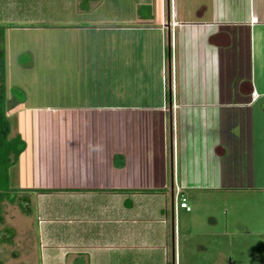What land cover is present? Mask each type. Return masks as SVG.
Segmentation results:
<instances>
[{"label":"crops","instance_id":"1","mask_svg":"<svg viewBox=\"0 0 264 264\" xmlns=\"http://www.w3.org/2000/svg\"><path fill=\"white\" fill-rule=\"evenodd\" d=\"M82 1L0 0L5 89L23 72L99 117L60 186L12 188L30 220L0 234L21 264H171L176 193L264 207V0Z\"/></svg>","mask_w":264,"mask_h":264},{"label":"rangeland","instance_id":"2","mask_svg":"<svg viewBox=\"0 0 264 264\" xmlns=\"http://www.w3.org/2000/svg\"><path fill=\"white\" fill-rule=\"evenodd\" d=\"M18 73L5 83V94L14 105L6 106L5 116L9 137L18 134L25 150L9 170V187L21 188L27 182L34 188H55L60 186L63 175L71 176L58 158L66 149L68 155L83 153L84 147L79 145L80 139L85 140L81 138L83 130L93 128L99 117L59 110L68 100L57 97L60 94L54 82H31L25 73ZM15 195L8 192L0 202V233L22 223L24 218L30 220L21 214L25 209L19 208ZM185 196L188 212L177 207L173 225L168 214V262L172 264L173 258L174 264H264V207L258 202L260 196L233 191ZM32 223L36 225V221ZM19 235L0 240L1 264H21L25 252L30 255L23 250Z\"/></svg>","mask_w":264,"mask_h":264},{"label":"trees","instance_id":"3","mask_svg":"<svg viewBox=\"0 0 264 264\" xmlns=\"http://www.w3.org/2000/svg\"><path fill=\"white\" fill-rule=\"evenodd\" d=\"M93 0H84L80 3V8H87L89 2ZM149 11V8H138V15L143 16V12ZM2 43V27H0V202L8 192H14L9 187V170L15 166L18 158L25 150V144L19 135L9 137L10 126L5 116L6 113V98L4 87V51ZM1 214V210H0ZM1 222V219H0ZM1 264V263H0Z\"/></svg>","mask_w":264,"mask_h":264},{"label":"built area","instance_id":"4","mask_svg":"<svg viewBox=\"0 0 264 264\" xmlns=\"http://www.w3.org/2000/svg\"><path fill=\"white\" fill-rule=\"evenodd\" d=\"M178 201L177 205L179 209L185 210L186 212H188V205L186 202V199L183 197L182 194L177 193L175 196V201Z\"/></svg>","mask_w":264,"mask_h":264},{"label":"water","instance_id":"5","mask_svg":"<svg viewBox=\"0 0 264 264\" xmlns=\"http://www.w3.org/2000/svg\"><path fill=\"white\" fill-rule=\"evenodd\" d=\"M3 237H6V235L1 234V235H0V240H2Z\"/></svg>","mask_w":264,"mask_h":264},{"label":"flooded vegetation","instance_id":"6","mask_svg":"<svg viewBox=\"0 0 264 264\" xmlns=\"http://www.w3.org/2000/svg\"><path fill=\"white\" fill-rule=\"evenodd\" d=\"M1 235V234H0Z\"/></svg>","mask_w":264,"mask_h":264}]
</instances>
